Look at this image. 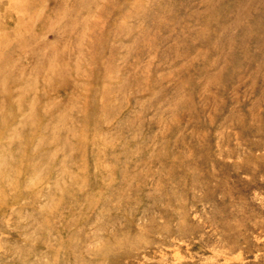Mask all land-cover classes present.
Instances as JSON below:
<instances>
[{
	"label": "rangeland",
	"instance_id": "rangeland-1",
	"mask_svg": "<svg viewBox=\"0 0 264 264\" xmlns=\"http://www.w3.org/2000/svg\"><path fill=\"white\" fill-rule=\"evenodd\" d=\"M0 264H264V0H0Z\"/></svg>",
	"mask_w": 264,
	"mask_h": 264
}]
</instances>
